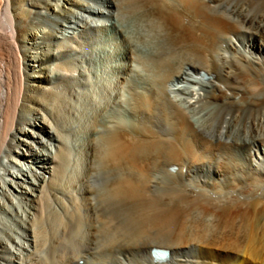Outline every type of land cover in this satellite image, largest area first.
<instances>
[{
  "label": "bare ground",
  "instance_id": "bare-ground-1",
  "mask_svg": "<svg viewBox=\"0 0 264 264\" xmlns=\"http://www.w3.org/2000/svg\"><path fill=\"white\" fill-rule=\"evenodd\" d=\"M0 214V264H264V0H0Z\"/></svg>",
  "mask_w": 264,
  "mask_h": 264
},
{
  "label": "rangeland",
  "instance_id": "rangeland-1",
  "mask_svg": "<svg viewBox=\"0 0 264 264\" xmlns=\"http://www.w3.org/2000/svg\"><path fill=\"white\" fill-rule=\"evenodd\" d=\"M108 18H102V19H99V20H97L96 21V23L97 24H101V25H103V24H105V26L106 25H109L112 21L110 20H107ZM115 22H117V20H115ZM119 23V22H118ZM105 29V30H104ZM95 34H97V40L95 41V42H99V43H101V41L100 40H102L103 38H107V36H109V35H111L112 33H111V31L108 29V28H103V29H101V30H96L95 31ZM91 35H88V37H90ZM92 44H94V42H92ZM153 58H154V56H153ZM137 66H138V70H139V73H140V76H136V75H132L131 74V72H130V75H128V76H130V84H132V85H136L135 86V89H138V90H141L142 88L140 87V84H141V82H142V80H143V78H144V76H146L147 74H148V71L146 70V69H144L143 67H142V64H140V63H135ZM108 69H105V71L103 72V71H97V73H98V75H100V76H98V77H96V78H93L94 76H92V75H90L89 76V80L91 79L92 81H93V83L90 85V87L88 86H84L83 88V90H89V91H92V94L94 95V97H96V99L98 100V99H100L101 97H105L106 98V96H107V98L106 99H110L111 100V98L113 97V95L112 94H114V91H111V86H112V84H111V86L109 87V82L112 80V81H114V79H115V76H113V73L110 71V70H108ZM147 72V73H146ZM103 73V74H102ZM149 75V74H148ZM112 78V79H111ZM114 78V79H113ZM142 78V79H141ZM136 79V80H135ZM133 80V81H132ZM95 81V82H94ZM134 82V83H133ZM104 84V85H106V89H103L102 88V86L100 87V84ZM99 85V86H98ZM98 86V87H97ZM130 88V86H126L125 88ZM98 88V89H97ZM95 90V91H94ZM114 90L116 91L117 90V88H114ZM122 90V89H121ZM128 90V89H127ZM104 91V92H103ZM110 92V94H108V93H106V92ZM99 92V93H98ZM102 92V93H101ZM112 92V93H111ZM101 93V94H100ZM104 93V94H103ZM106 93V94H105ZM122 94H125V92L124 91H122ZM111 96V98H110V96ZM173 97L175 96L177 99L178 98H181L182 97V94H180V93H178V94H171ZM123 98H126V96L125 95H123ZM101 100H102V98H101ZM79 102V101H78ZM78 105H80V108H81V114H79L78 113V116L80 115V124H82V123H85V121H86V117L88 116V114L92 111V108L94 109V106L92 107L91 105H90V107H89V105L87 104V103H84L83 101H82V98L80 99V103H77V106ZM82 105H84V106H82ZM85 107V108H84ZM115 107H107V109H104L101 113L102 114H100V116H102V115H104V114H109L110 112H113L115 109H114ZM89 109V110H88ZM87 110V111H86ZM115 112V111H114ZM124 113V114H123ZM119 115H120V117L122 118V119H124V120H128L129 119V116L126 114V112H124V111H122L121 110V112L120 113H118ZM189 114H190V116H191V119L192 120H197V114H195V111H191V112H189ZM83 116H85L84 118H83ZM82 118H83V120H82ZM97 119H99V118H97ZM77 127H79V126H77ZM77 127L75 128V130L77 129ZM80 128H81V130H82V127H81V125H80ZM81 135V133H79V135L78 136H80ZM253 152V151H252ZM256 155H257V153H256ZM259 155V154H258ZM260 157V156H259ZM97 184H96V183ZM96 184V186L97 185H99V183L96 181V180H93L92 182H91V184L92 185H95ZM93 196V195H92ZM91 196V197H92ZM78 198H80V197H78ZM77 200V199H76ZM77 202H78V200H77ZM2 217V218H1ZM6 219H7V221H6ZM0 221H2V223L4 224V226L7 228V229H9L10 231H18L19 232V230H18V228H16V225H15V223L12 221V220H10V219H8L7 217H5V215L4 214H0ZM12 222V223H11ZM100 225H101V223H100ZM8 226V227H7ZM97 226H98V228H100V226H99V223L97 224ZM12 228V229H11ZM17 232V233H18ZM16 237H18L17 235H16ZM21 239H22V237H21ZM14 245V244H13ZM16 247H18V246H16L15 245V248ZM15 248H14V246H11L10 247V250H12L13 252H17L16 250H15ZM6 255H8L9 256V253L8 252H6ZM87 255V254H86ZM138 256V255H137ZM137 256L135 257L136 259H134V262L137 260V259H140L139 257L137 258ZM78 262L81 264L82 263V259H79L78 260ZM2 263V262H1ZM108 264V263H107Z\"/></svg>",
  "mask_w": 264,
  "mask_h": 264
}]
</instances>
